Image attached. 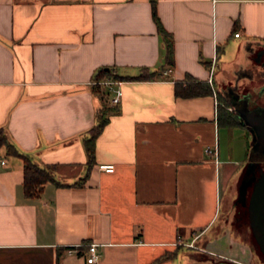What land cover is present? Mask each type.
<instances>
[{"label": "crops", "instance_id": "1", "mask_svg": "<svg viewBox=\"0 0 264 264\" xmlns=\"http://www.w3.org/2000/svg\"><path fill=\"white\" fill-rule=\"evenodd\" d=\"M155 1L173 38L172 71L112 86L120 103L76 187L82 140L108 91H92L93 75L135 77L163 64L150 0H0V128L61 184L26 197L22 159L0 147V264H86L92 242L94 264H174L214 226L220 185L239 182L250 151L240 125L219 124L217 99L234 113L244 100L264 106V0ZM187 79L212 95L176 97Z\"/></svg>", "mask_w": 264, "mask_h": 264}, {"label": "trees", "instance_id": "2", "mask_svg": "<svg viewBox=\"0 0 264 264\" xmlns=\"http://www.w3.org/2000/svg\"><path fill=\"white\" fill-rule=\"evenodd\" d=\"M151 15L153 22L155 23L157 33L161 36L164 45V60L159 71H149L143 69L141 74L135 77L120 76L112 69L101 68L93 75V81L96 82V86L92 91L96 92L101 90V86L98 84L100 81H150L157 77H161L162 70L168 66L174 65V45L172 35L165 30L162 26L160 19L156 11V1L150 0ZM174 94L180 98H191L212 95L210 86L205 82H199L193 79H187L184 82L176 83ZM110 92L105 91L101 94L102 105L94 113L95 124L88 131L87 136L83 138L82 144L86 155V171L82 178L73 183L72 186L81 187L90 172V169L95 163V143L97 137L103 131L105 125L109 122L110 116L116 112L115 106H109ZM229 107L226 103L220 108L218 107V122L220 125L226 127L239 126V120L233 111L226 110ZM5 147L6 153L9 155L18 156L23 161V191L26 197L33 198L38 196L45 183H55L57 186L61 185L55 180L53 174L49 169L42 168L35 164L33 160L26 154L21 153L17 148L11 144L6 136L5 131L0 128V147Z\"/></svg>", "mask_w": 264, "mask_h": 264}, {"label": "rangeland", "instance_id": "3", "mask_svg": "<svg viewBox=\"0 0 264 264\" xmlns=\"http://www.w3.org/2000/svg\"><path fill=\"white\" fill-rule=\"evenodd\" d=\"M217 100L219 102V108L225 104L220 97ZM226 110L230 112L229 107H227ZM260 155V152H252L251 156L253 158H258ZM234 180H232L230 187L226 190L223 189V184L220 185V214L214 226L207 231V233L202 234V237L197 241L196 245H194V250L187 248L179 250L174 264H210L214 261H222L223 258L233 259L235 262L245 264V229L241 228L237 232L234 231L235 233L232 232V218L235 212L233 209V202L237 192V183L234 182V184ZM228 236L234 238L233 240L237 242L234 246L232 245L231 248L229 244H227V239L230 241ZM190 245L193 246L192 243ZM192 255L193 257H191ZM255 259L256 258L253 259V264H256L254 262ZM192 260L195 262L192 263ZM224 262L230 263L229 260Z\"/></svg>", "mask_w": 264, "mask_h": 264}, {"label": "flooded vegetation", "instance_id": "4", "mask_svg": "<svg viewBox=\"0 0 264 264\" xmlns=\"http://www.w3.org/2000/svg\"><path fill=\"white\" fill-rule=\"evenodd\" d=\"M256 163L254 162L255 165L250 167L249 163H247L243 175L237 182L236 198L233 202L235 212L232 218V232H237L241 228L245 229V264H253L254 258L257 260H254L256 264H264V253L260 245L263 242L264 207L262 216L256 208L257 205L255 203L251 204L254 185L264 172V160H257ZM243 181H245V193L242 197L239 190ZM260 185L264 186V181H261ZM253 211L255 217L253 216ZM256 217L258 219L255 220Z\"/></svg>", "mask_w": 264, "mask_h": 264}, {"label": "water", "instance_id": "5", "mask_svg": "<svg viewBox=\"0 0 264 264\" xmlns=\"http://www.w3.org/2000/svg\"><path fill=\"white\" fill-rule=\"evenodd\" d=\"M235 114L239 120L240 127L249 134L250 151L248 163L250 167L255 165L254 162L256 163L257 160H264V106H261L256 101L244 100L239 108L235 111ZM252 152H260L261 155L258 158H253L251 156ZM261 181H264V172L254 185L251 195V204L255 203L257 205L256 208L258 209L259 214L261 213L263 216L264 186L260 185ZM244 190L245 181L242 182L239 190V193L242 197L245 193ZM253 216L255 217L254 211ZM256 219L258 218L256 217L255 220ZM262 232L263 242L260 245L261 250L264 253V230Z\"/></svg>", "mask_w": 264, "mask_h": 264}, {"label": "built area", "instance_id": "6", "mask_svg": "<svg viewBox=\"0 0 264 264\" xmlns=\"http://www.w3.org/2000/svg\"><path fill=\"white\" fill-rule=\"evenodd\" d=\"M238 35H239L238 33L234 34L235 37H237ZM171 71H172V68L170 66H168L162 70L161 75L162 76H168V75H170ZM212 75H213V69L211 68L209 78L207 80V82L209 83V85L211 87H213ZM94 83L96 84V82H94ZM98 84H101V85L108 87V90L110 92L109 104L111 106H116L120 103L122 91L119 87H112L113 85L119 86L120 85L119 81L117 82V81L104 80V81L98 82ZM217 104H218V102H216V105ZM229 110L232 111V108L229 107ZM206 152H208L212 155H216V151L215 150L212 151L209 148H207ZM1 164H3V162H1ZM99 168L104 170L105 172H112L113 171L112 165H101V166H99ZM85 247H86V250L84 251V256H85L86 264H94L98 258L97 249L99 247V244L96 242H92V243L86 244Z\"/></svg>", "mask_w": 264, "mask_h": 264}]
</instances>
